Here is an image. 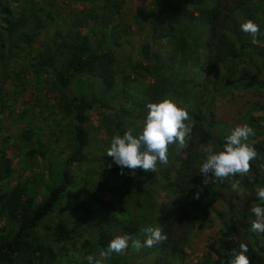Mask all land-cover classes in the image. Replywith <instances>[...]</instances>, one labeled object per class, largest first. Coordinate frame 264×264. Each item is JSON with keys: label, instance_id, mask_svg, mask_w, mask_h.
Here are the masks:
<instances>
[{"label": "trees", "instance_id": "trees-1", "mask_svg": "<svg viewBox=\"0 0 264 264\" xmlns=\"http://www.w3.org/2000/svg\"><path fill=\"white\" fill-rule=\"evenodd\" d=\"M136 14L146 32L139 59L122 71L118 87L105 89L119 73L116 47L128 33L115 0H0V264H87L88 255L111 264L114 252L102 255L109 242L128 233L130 248L144 241L148 226L162 227L168 239L137 252H148L142 264H190L185 248L214 225L194 264H222L240 243L248 245L250 264H264V234L250 230V209L260 203L255 189L264 187L258 167L264 164V0H150ZM249 19L260 29L255 43L240 29ZM27 85L56 96L68 119L65 136L34 119H44L35 102L13 113L18 99L9 95H24ZM241 93L255 98L230 114L216 110ZM165 97L190 114L187 147L170 145L168 164L158 162L154 173L121 174L106 155L112 137L129 129L139 134L146 105ZM92 112L97 122L90 127ZM10 124L19 127L13 146L14 132L2 134ZM243 124L254 129L247 143L258 155L248 173L234 178L240 185L233 191V178L221 183L199 169L206 150H222ZM94 143L96 160L88 157ZM127 203L135 219L122 217ZM114 206L123 207L121 217L112 214ZM66 241L74 244L68 258Z\"/></svg>", "mask_w": 264, "mask_h": 264}, {"label": "clouds", "instance_id": "clouds-1", "mask_svg": "<svg viewBox=\"0 0 264 264\" xmlns=\"http://www.w3.org/2000/svg\"><path fill=\"white\" fill-rule=\"evenodd\" d=\"M240 29L251 36L253 43L256 42L260 29L255 22L249 19L240 25ZM146 108L147 115L139 134L134 135L132 129L125 131L122 136L116 134L106 149V155L120 167L121 174H125L124 169H128V174L133 177L136 176L137 169L154 173L157 171L158 162L160 165L168 164L170 145H178V149H182L187 147L191 139L194 125L185 107L165 97L159 102L148 103ZM250 135H255L254 129L248 124H243L235 127L225 138L222 150L214 151L208 148L207 157L200 165V174L205 178L211 176L221 183L233 178L230 181L231 188L233 191L237 190L240 181L234 178L238 174L243 176L248 173L258 155L256 148L247 143ZM108 167H111V164ZM258 167L264 170V164ZM255 195L260 203L250 209L255 217L251 221L250 230L253 233L264 234V187H257ZM196 198H199V192ZM143 232L146 237L143 242L132 241V248L136 252L145 247L151 248L168 239L162 227L148 226L143 229ZM130 239L131 235L128 233L117 235L109 242L102 255L124 252L128 248ZM239 248L238 253L235 251L229 253L222 264H250L249 257L246 255L249 251L248 245L240 243ZM85 259L87 264H101V261L93 255H88Z\"/></svg>", "mask_w": 264, "mask_h": 264}, {"label": "rangeland", "instance_id": "rangeland-1", "mask_svg": "<svg viewBox=\"0 0 264 264\" xmlns=\"http://www.w3.org/2000/svg\"><path fill=\"white\" fill-rule=\"evenodd\" d=\"M149 4H150V0H115V5H118L120 19L128 26L127 28L128 33L124 36L120 45L116 47V60L119 66V73H117V76H115L113 80H110V82L105 85L106 86L105 89L118 87L119 77L122 71H127L129 64L139 59L138 47L146 37V32L144 31V28H140V25L142 26V22L140 20V17L139 19L137 18L136 13L138 10L145 11ZM138 20L140 21V24H138ZM231 25L232 26L235 25L234 22H232ZM79 30L81 33L87 32L86 27H81ZM32 47L34 46L31 45L29 47H24L22 52L24 53L25 51L26 52L32 51ZM149 80L150 79H145L144 81L147 82ZM126 81L127 83H129L128 80ZM32 85L35 86L36 84L32 82ZM27 88L28 91L24 95L20 94L18 96L17 93H15L14 97L9 95L10 99L13 98L18 99V101L14 100V102L12 103V110L14 111L13 113H16L17 111L21 110L20 108L22 106L28 107V105H31L35 102V107H34L35 110L37 109V105H41L44 108V112L42 113L44 119H40L39 116L34 117V119L37 122L40 123L42 122L46 130H53L55 135L60 134L61 136H65L66 134L64 132V129L66 128L68 119L62 113L60 105L56 102L55 100L56 96L50 92L45 93V90L34 89L32 87L30 88L29 85H27ZM241 94H237L230 101H227V98L221 100L220 102L217 103L216 110H219L220 112H224V113L229 111L228 114H230L232 109H235V107H240L246 99L251 100L255 98L253 96L254 93L253 94L241 93ZM19 99L24 100L26 102L21 103ZM96 119H97L96 115L92 112L90 117V121L92 124H89L90 127H93L96 124L97 122ZM17 130H19L18 126H15L14 124H10L9 126H6L4 131L2 132L3 135H8L11 131L14 132L12 137L9 139V142L11 144L10 146H13V142L17 140L16 138ZM96 140L100 142L103 140L102 134L100 132L97 133ZM96 150H98V146L96 145V143H94L93 151L89 152L88 154V157H90L89 159L96 160L94 158L96 154L95 152ZM7 151H8L7 155L11 157L12 166L14 167L17 162L16 155H14L15 152L14 148H8ZM97 153H99V151H97ZM86 172H87L86 168H81L80 170H78V175L84 177L86 175ZM18 177L24 180V177L21 174H19ZM12 183H14V181H12ZM203 186H204L203 183H199L198 189L201 190ZM24 199L25 197H23V200ZM106 199L108 200V198ZM217 205L220 206L218 200H217ZM102 207H103L102 201L95 200L94 208L96 210H100ZM125 210L127 211L129 210V211L124 215H122L123 207L114 206V208L112 209L113 211L112 214L115 217H121L122 215L124 219L136 218V214H134L133 211H130V208L128 207V203L125 205ZM216 229H217L216 225L203 229L194 237L189 247L185 248V252H186L185 259L190 264H194L200 258V256L205 250V244L208 242L209 238L213 234H215ZM64 246L67 247L65 251L66 252L65 257L68 258L71 255V249L74 246V244L72 243L70 244L69 241H66L64 243ZM147 258H148V252L146 250H144L141 254L137 255V252L134 251L132 247H130L120 254L114 252V259H113V263L111 264H122L123 260H125V264H135V262L142 264V262Z\"/></svg>", "mask_w": 264, "mask_h": 264}]
</instances>
